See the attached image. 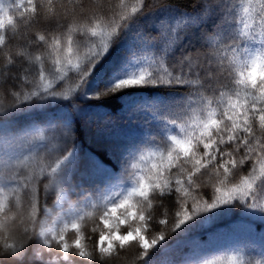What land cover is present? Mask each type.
Instances as JSON below:
<instances>
[{"label":"snow or ice","instance_id":"snow-or-ice-1","mask_svg":"<svg viewBox=\"0 0 264 264\" xmlns=\"http://www.w3.org/2000/svg\"><path fill=\"white\" fill-rule=\"evenodd\" d=\"M172 6L0 0V117L36 99H68L134 17ZM193 8L175 23L160 21L151 39L161 47L140 57L145 67L97 93L186 89L180 105L154 113L177 131L131 165V187L73 200L62 175L73 157L66 130L26 126L0 137V264H149L169 235L204 213L222 206L264 213V0H193ZM213 17L219 23L202 32L203 43L175 56L183 37ZM227 264L264 259L238 249Z\"/></svg>","mask_w":264,"mask_h":264},{"label":"trees","instance_id":"trees-1","mask_svg":"<svg viewBox=\"0 0 264 264\" xmlns=\"http://www.w3.org/2000/svg\"><path fill=\"white\" fill-rule=\"evenodd\" d=\"M192 12L193 0H173V6L165 11L138 14L71 97L36 99L19 106L8 116L0 117V137L26 126L66 130L73 157L66 162L62 175L73 200L85 196L97 198L131 187V165L148 147L166 141L169 134L177 131L154 113L164 115L180 105L186 98V89L158 85L125 89L100 98L97 93L145 67L140 60L142 55L158 53L161 45L151 38L159 34L161 20L167 18L175 23L184 13ZM216 23L219 17L188 32L175 47L174 55L199 47L203 43L202 32L214 30ZM231 32V26L226 25L225 34ZM167 205L170 210L176 207L174 194L167 196ZM71 234L70 229V242ZM155 234V231L145 233L148 239ZM84 242L90 245V241ZM238 249H244L253 259H264V213L222 206L194 218L169 235L153 253L149 264H186V261L200 264L206 259L227 264ZM131 252L135 253V249Z\"/></svg>","mask_w":264,"mask_h":264}]
</instances>
